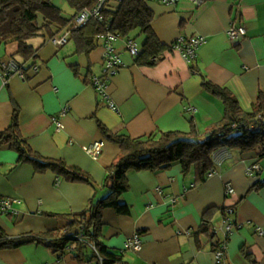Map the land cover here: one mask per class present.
<instances>
[{
  "label": "crops",
  "instance_id": "crops-1",
  "mask_svg": "<svg viewBox=\"0 0 264 264\" xmlns=\"http://www.w3.org/2000/svg\"><path fill=\"white\" fill-rule=\"evenodd\" d=\"M65 19L74 10L66 0H52ZM152 2V3H149ZM148 1L154 13L152 31L164 44L161 59L153 66L138 65L125 47V38L114 41L122 65L110 76L108 93L113 110L91 84L103 62L100 40L89 52L74 38L54 46L45 32L29 42L37 50V70L25 77L0 79V133L8 128L13 112L18 130L29 146L47 158L62 159L80 168L101 184L106 168L119 147L106 141L99 123L117 133L140 137L154 132H188L190 121L203 133L224 115V105L204 86L212 83L250 111L258 95L264 96V0H179L175 5ZM243 27L237 40L228 38L230 27ZM54 28L52 31L56 32ZM52 32V34L54 33ZM203 36L206 41L187 61L175 47L181 37ZM138 44L143 36L135 33ZM17 44L0 41V61L18 58ZM67 106L57 130L51 117ZM100 142L97 154L88 151ZM261 148L242 153L230 148L216 174L197 182L193 170L183 172L174 162L158 171L129 170V189L120 202L127 213L106 208L102 213L101 241L120 255L107 264H216L213 250L226 240L228 264H264V154ZM258 170L248 175L247 168ZM233 188L231 193L226 187ZM94 189L58 177L52 171L36 172L30 163L0 142V197L16 200L14 213L0 214V237L41 234L62 225L57 214L86 208ZM105 191H99L102 196ZM175 200V201H174ZM233 208V212H226ZM234 223L226 234L224 218ZM207 218L212 233H200ZM212 230V229H211ZM139 234V249L126 241ZM0 264H79L72 253L55 251L42 243L0 249Z\"/></svg>",
  "mask_w": 264,
  "mask_h": 264
},
{
  "label": "trees",
  "instance_id": "trees-1",
  "mask_svg": "<svg viewBox=\"0 0 264 264\" xmlns=\"http://www.w3.org/2000/svg\"><path fill=\"white\" fill-rule=\"evenodd\" d=\"M66 2L74 10V15L95 4V0ZM153 18L154 13L147 0H120L118 3H107L102 8L101 20L91 19L86 26L71 30L70 37L75 39L80 49L89 52L97 46L100 34H116L126 41L130 38L136 40L132 35L138 33L143 36V42L139 45L135 62L138 65L153 66L161 59V51L164 49V44L152 31ZM70 24L71 18L62 17L61 10L52 0H0V41L17 44L16 54L19 57L14 56L11 59L24 72L37 64V50L29 41L45 32L53 36L59 28L69 27ZM52 28L57 29L56 32ZM204 86L222 101L224 115L203 133L197 130L193 121H190L188 132H154L140 137L114 132L99 123L102 137L119 147L118 155L106 168L101 184L95 182L86 171L71 167L62 159L47 158L34 151L21 136L17 113L13 112L10 125L0 133V142L7 143L17 153L18 161L30 163L36 172L52 171L66 180L86 183L94 189V194L85 209L57 214L62 219L60 227L36 235L0 237V249L17 248L36 242L55 251L64 252L66 249L79 264H107L118 261L120 255L109 250L101 241L102 213L109 207L120 214L128 212L127 206L120 202V197L129 189V170L158 171L178 162L183 172L193 170L197 182H203L209 171L216 166L213 154L222 147L237 148L242 153L261 148L258 154L263 155L264 96L258 95L252 109L244 111L234 95L225 89L209 82H204ZM263 185L264 182H258L256 187ZM102 190L105 194L99 196L98 192ZM199 231L212 233L213 228L207 218L202 221ZM90 243L94 244L95 250L90 247Z\"/></svg>",
  "mask_w": 264,
  "mask_h": 264
},
{
  "label": "built area",
  "instance_id": "built-area-1",
  "mask_svg": "<svg viewBox=\"0 0 264 264\" xmlns=\"http://www.w3.org/2000/svg\"><path fill=\"white\" fill-rule=\"evenodd\" d=\"M120 0H95V4L91 8H86L75 15H73L71 19V24L69 27L59 28L57 32L49 38V42L54 46L58 47L67 43L68 38L70 37L71 30L79 29L86 26L91 19L101 20V11L102 8L107 3H118ZM147 1H154L158 2L159 4L163 5H175L179 0H147ZM195 4L201 3V0H191ZM245 29L243 27H230L227 31L228 38L231 40H237L244 36ZM119 38L118 35L112 33H104L98 35V40H100L101 45L103 47V62L101 71L99 74L92 75L91 77V84L95 88L96 92L100 96L101 100H103L109 108L113 110H117V106L110 98V95L107 91L108 89V81L111 75L115 74L118 68L122 65V61L120 59L119 54L116 52L114 47V41ZM206 39L203 36L195 35L188 38L181 37L177 40L175 47L178 48L183 57L187 61H193L196 59V52L200 45L205 43ZM126 50L132 57H136L139 54V44L137 40L130 38L125 41ZM34 70H37V66L34 65L32 67ZM11 75H17L21 78L25 77L24 71L21 67L17 65V63L13 59H8L6 61L0 62V79L3 82H6L7 79ZM68 110V107H63L60 112L51 117V121L54 124L55 128L59 130L61 128V123L59 121V117L63 116ZM101 143L96 142L93 146L88 148V151L92 152L93 154H97L100 150ZM228 155L227 148H220L213 154V159L215 163V167L209 171L208 176H212L216 174L217 170L216 167L219 166L223 160ZM255 170H258V166L256 164L251 165L247 168L248 175L253 174ZM233 188L228 185L226 187V192L231 193ZM16 200L7 198V197H0V214H12L14 213V209L12 207L13 203ZM175 201V200H174ZM233 208H229L226 212H233ZM227 216L224 218V228L226 234H228L234 223L232 220ZM81 239V238H80ZM141 245V239L139 234H134L131 238L126 241V248L137 250ZM90 247L95 250L94 244L90 243ZM214 259L216 264H228L226 258V240L220 242L215 247V251L213 252Z\"/></svg>",
  "mask_w": 264,
  "mask_h": 264
},
{
  "label": "rangeland",
  "instance_id": "rangeland-1",
  "mask_svg": "<svg viewBox=\"0 0 264 264\" xmlns=\"http://www.w3.org/2000/svg\"><path fill=\"white\" fill-rule=\"evenodd\" d=\"M149 3H152V2H149ZM154 3V2H153ZM228 149V148H227ZM228 151H229V149H228Z\"/></svg>",
  "mask_w": 264,
  "mask_h": 264
}]
</instances>
